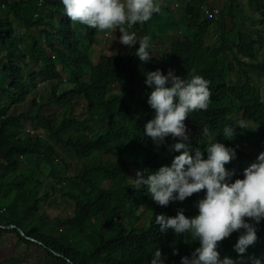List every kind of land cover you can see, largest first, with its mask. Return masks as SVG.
Returning <instances> with one entry per match:
<instances>
[{
  "label": "trees",
  "instance_id": "1",
  "mask_svg": "<svg viewBox=\"0 0 264 264\" xmlns=\"http://www.w3.org/2000/svg\"><path fill=\"white\" fill-rule=\"evenodd\" d=\"M246 2L254 10L253 31L243 32L237 26L248 18L243 0H229L215 20L187 3L184 17L171 19L174 25L182 22L197 33L172 39L167 55L153 51L152 59L141 63L135 55L137 44L116 51L110 63H94L90 49L100 40L99 30L72 23L61 0H0V239L13 232L15 248L34 245L59 264H150L157 248L166 257L164 264H180L181 257L190 256L199 243L171 230L161 233L154 217L175 216L178 208L186 216L198 214L195 204L204 191L162 207L133 181L137 176L133 177L132 169L146 178L179 155L164 144L156 147L144 135L143 124L153 115L144 74L159 69L166 75L172 69L185 78L194 71L210 81L208 109L189 115L207 126L213 139L217 135V142L235 151L225 167L234 172L233 181L242 179L243 170L264 152V60L257 57L259 49L264 54V0ZM213 24L219 38L211 46L204 35ZM136 27L137 33L148 29L147 23ZM228 55L237 66L236 75L245 78L241 84L227 82L226 69H235L223 62ZM41 83L51 84L52 99L62 100L57 111L43 113L46 105L35 98L25 112L16 113L15 106L7 104L22 101ZM31 107H37L33 113ZM239 120L249 122L253 130L258 127L255 131L237 128L235 137L226 140L224 126H236ZM188 135L190 147H199L207 158L204 150L210 141L199 134ZM175 142L165 138V144ZM58 159L67 168L71 164L73 172L58 167L59 171L49 173L66 179L74 193L44 185L38 174L42 162L49 168ZM51 193L74 205L64 221L67 228H74L68 239L40 230L47 218L42 203ZM54 220L61 223L59 217ZM10 225L14 227L5 228ZM256 229L257 240L243 258L234 250L239 233H233L217 249L221 259L251 264L248 258L254 256L264 264V220ZM173 248L177 255L172 254Z\"/></svg>",
  "mask_w": 264,
  "mask_h": 264
},
{
  "label": "clouds",
  "instance_id": "2",
  "mask_svg": "<svg viewBox=\"0 0 264 264\" xmlns=\"http://www.w3.org/2000/svg\"><path fill=\"white\" fill-rule=\"evenodd\" d=\"M61 2L65 15L72 23L78 22L99 31L118 30L120 44L128 48L138 44L135 55L141 63L152 59L151 41L148 36L143 37L142 33H137V25L149 22L162 12L170 31L177 29V35L174 33L169 38L162 34L161 42H167L168 48L172 39L175 40L183 33L187 34L189 30L185 25L182 27V22L173 24L174 20L180 21L184 17L186 5L182 17L179 18L168 3L162 5L157 0ZM161 3H164L163 0ZM196 6L199 7L201 15L210 20L217 19L223 9L201 3ZM214 9L217 10L216 14ZM172 16L174 20L171 19ZM152 36L155 39L156 34L152 33ZM144 75V84L151 89L147 95V104L153 112L152 117L143 124L144 135L151 138L156 147L164 144L169 152L179 155L172 158L170 165L160 166L155 172L148 173L146 178L138 171L137 179L133 181L138 186H144L150 198L162 207L170 203L184 202L193 194L204 191L203 198L195 204L198 214L186 216L184 209L178 208L175 216L155 215V224L159 225V231L163 234L171 230L175 235H187L192 242L199 243L190 256L181 257L180 264H236L231 258L221 259L217 249L223 240L233 233H239L234 250L243 258L247 248L257 240L256 225L264 220V152L258 154L257 162L243 170L242 179L233 181L234 172L227 170L225 165L235 158V151L217 142V135L204 150L207 158H204L199 147L192 149L187 143L189 135L185 120L196 110L208 109L212 95L210 81L194 71L185 78L175 75L172 69L166 75L159 69L148 71ZM237 128L256 130L252 129L249 122L239 120L236 126H224L223 137L226 140L233 139ZM203 133L211 135L207 126L203 128ZM166 137L177 142L165 144ZM172 254H178L175 248ZM165 259L160 248H157L150 264H164ZM248 259L251 264H261L260 259L254 256Z\"/></svg>",
  "mask_w": 264,
  "mask_h": 264
},
{
  "label": "rangeland",
  "instance_id": "3",
  "mask_svg": "<svg viewBox=\"0 0 264 264\" xmlns=\"http://www.w3.org/2000/svg\"><path fill=\"white\" fill-rule=\"evenodd\" d=\"M161 1L162 0H157V2L162 5H164L165 2L168 3L170 5L169 7H172V10L176 11V15L180 18L182 17L183 9L187 3L196 5L201 3L204 6H217L226 9V5L229 0H163L164 3H161ZM242 6L246 10L248 18H246L244 22L239 20L237 26L243 32L253 31V27L255 24L252 22L251 17L254 14V10H252V8L247 4L246 0H243ZM162 8L164 9L163 6ZM161 13L162 12L156 14L153 19L147 22L148 29L147 31L142 33V36H148L150 38V53L152 52L151 49H153V51H156L155 53L157 55H167L168 43L161 42L162 39L159 35L164 34L166 38H169L172 37L174 33L175 35H177V29H174V31L171 32L168 23L164 20V17L161 15ZM142 25L139 24V26ZM182 27L184 28V24L182 25ZM130 31L133 30L130 29ZM187 32L190 37H193L197 33L196 30H188ZM152 33L156 34V36L154 37L155 39H153ZM119 36L120 33L118 30L115 32H112L111 30L99 31L98 37L100 40L96 41L90 49V53L94 63H110L113 58L111 55L116 51H127L128 47L119 43ZM218 38V30L214 25H211L208 29L207 34L204 35V40L208 45L213 46L218 43ZM39 39L41 40V38ZM20 45L24 46L23 43H21ZM257 57L260 61L264 60V54L261 49H259ZM223 62H225L226 64L231 63L235 65V69L232 72H230L228 69H226L225 71L227 82L230 84H241L245 78L244 76L236 75L237 66L231 55L226 56ZM226 64L224 65L226 66ZM261 92L262 99L264 100V89L261 90ZM53 95L54 91L52 85L49 83H41L38 88H36L28 97H26L22 101L17 102L14 105L9 102H7V104L10 107L15 106L14 111L16 113L25 112L27 109H29L32 98H35L36 100H38V103H43L46 105L44 108H42L41 111L45 114H48L57 111L63 104L62 100L52 99ZM36 108L31 107L30 113H33ZM185 124L188 132L202 135L207 141L213 139V136L205 135L203 133V128L205 127V125L201 124L190 115L189 118L185 120ZM63 164L64 163L60 162L59 159L54 160V162H52L50 164L51 166L48 168L49 163L42 162L38 168V174L42 177L44 185H52L56 189H65V191L68 190L69 192L74 193V191L68 187V181L66 179L55 178L54 176H52V174L50 175L49 173L51 169H53L54 171H59L58 167H61V172H73V167L71 164L68 168ZM30 167L34 168L36 166L34 164H31ZM135 174L136 171L132 169L133 177ZM50 196V199L43 201L42 203L47 212V218L45 217L46 224L41 225L40 230L44 233L68 239V236L74 232V228H67L68 226L64 223V221L68 216L72 215L74 205L72 202L66 201L65 198H59L57 193H51ZM55 217H59L61 223H57L54 220ZM91 235L93 234L91 233ZM12 242L13 241L0 247L1 260H10V264H20L22 263L21 261H23L24 264H59V262H57L56 260L47 257L41 249H37V247H35L34 245L27 246L25 244H22L19 247L14 248Z\"/></svg>",
  "mask_w": 264,
  "mask_h": 264
},
{
  "label": "crops",
  "instance_id": "4",
  "mask_svg": "<svg viewBox=\"0 0 264 264\" xmlns=\"http://www.w3.org/2000/svg\"><path fill=\"white\" fill-rule=\"evenodd\" d=\"M11 241H13L12 243V245H13V247L15 248V242H16V237H15V235H14V233L13 232H5L3 235H2V237H1V239H0V247H2L4 244H8V243H11ZM20 245H22V244H20ZM19 245V246H20ZM18 246V247H19ZM5 247H6V245H5ZM4 248V247H3ZM0 261H3V260H1L0 259ZM5 264H10L11 262H10V260H7V259H5L4 261H3ZM22 263H20V264H24L23 263V261H21Z\"/></svg>",
  "mask_w": 264,
  "mask_h": 264
},
{
  "label": "built area",
  "instance_id": "5",
  "mask_svg": "<svg viewBox=\"0 0 264 264\" xmlns=\"http://www.w3.org/2000/svg\"><path fill=\"white\" fill-rule=\"evenodd\" d=\"M207 12V11H206ZM213 12L216 14L217 13V10L216 9H214L213 10ZM28 132H31V133H33V130L32 129H30V128H28V129H26Z\"/></svg>",
  "mask_w": 264,
  "mask_h": 264
},
{
  "label": "water",
  "instance_id": "6",
  "mask_svg": "<svg viewBox=\"0 0 264 264\" xmlns=\"http://www.w3.org/2000/svg\"><path fill=\"white\" fill-rule=\"evenodd\" d=\"M12 227H14V226H13V225H10V226H7V227H5V228H12ZM18 231L21 233V235H23V233L21 232L20 229H18Z\"/></svg>",
  "mask_w": 264,
  "mask_h": 264
}]
</instances>
